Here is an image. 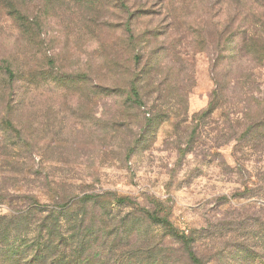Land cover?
I'll return each instance as SVG.
<instances>
[{"label":"rangeland","instance_id":"1","mask_svg":"<svg viewBox=\"0 0 264 264\" xmlns=\"http://www.w3.org/2000/svg\"><path fill=\"white\" fill-rule=\"evenodd\" d=\"M263 119L264 0H0V264H264Z\"/></svg>","mask_w":264,"mask_h":264},{"label":"trees","instance_id":"2","mask_svg":"<svg viewBox=\"0 0 264 264\" xmlns=\"http://www.w3.org/2000/svg\"><path fill=\"white\" fill-rule=\"evenodd\" d=\"M6 73L9 74V76L12 78L13 74L10 72V70H6ZM264 124V119L258 123L259 127ZM261 132H259L260 135ZM262 137V136H260ZM264 138V137H263ZM247 193H249L252 198L256 194V190L254 189H247ZM5 199H2V201ZM0 204H3V202L0 201ZM157 207L159 208V211L164 212L163 204L160 202L157 204ZM51 205L50 204H39V203H33L32 205H29L25 208V211L22 215H20L21 219V227L27 229L26 233H28L30 227H37L43 229L45 224H48L47 229V235L42 240H34V241H28L27 239L24 240V243L22 244L23 254H24V262L25 264H55L57 261V250L54 248V243L57 238V233L54 228V225H51L49 221H52V214L53 211L50 210ZM46 214V217L42 219V224L37 225L34 224L32 221L36 214ZM16 212L13 210V214H11V218L6 220V225L4 226L6 229L11 228L16 224L15 218ZM154 221H157L159 223H163L165 225H171L170 222L166 218H160L156 213L150 216ZM43 231V230H42ZM42 233V232H41ZM197 264H202L198 259H196Z\"/></svg>","mask_w":264,"mask_h":264}]
</instances>
